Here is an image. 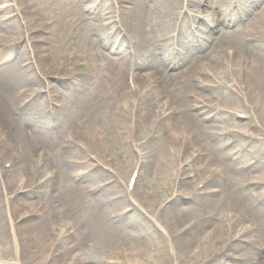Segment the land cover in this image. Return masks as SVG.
<instances>
[{"label":"bare ground","instance_id":"1","mask_svg":"<svg viewBox=\"0 0 264 264\" xmlns=\"http://www.w3.org/2000/svg\"><path fill=\"white\" fill-rule=\"evenodd\" d=\"M32 3L0 1V21L13 18H6L12 8L27 36L19 66L12 74L0 70V81L13 76L8 86H0V264H20L21 259L84 264L86 242L97 243L101 237L103 242L116 239L113 249L122 251L111 252L115 255L100 259L101 264H152L165 240L178 255L193 243L210 248L203 257L190 256L186 264H226L214 257L227 245L241 255L229 264H264V0H80L85 11H98L96 17L82 15L77 24L78 31L96 27L97 32L95 37L80 35L88 47L80 59L64 56L59 45L50 52L40 45L47 41L41 36L29 37L41 27L24 16L31 13ZM235 6L237 14L231 10ZM208 13L217 17L210 25L205 23ZM68 23L63 21L66 28L60 34H67ZM169 23L178 27L176 33ZM189 24L193 28L186 30ZM14 34L4 30L0 44L15 40ZM71 38L57 41L69 43ZM103 49L118 57H108ZM189 50H194L190 57ZM49 57L60 61L41 62ZM38 61L45 76L58 77L70 66L66 76L72 81L50 77L30 88L28 73ZM179 65L185 66L187 77L170 73ZM63 87L71 91L63 92ZM76 88L86 91L76 93ZM41 96L44 100L37 102ZM35 101L34 109L29 108ZM224 127L231 135L213 133ZM250 128L262 136L259 141L244 136ZM227 136L236 143L234 154L222 142ZM135 142L142 156L132 175H147L142 193L149 198L165 189L158 205H164L160 213L170 225H178L189 212L176 204L179 194L167 201L169 190L187 184L175 181L179 160L186 167L195 165L192 172L198 176L204 172L193 188L202 199L195 207L223 209L221 216L197 219L181 230L159 225L155 231L148 222L158 219L154 215L145 221L135 201L122 218L120 212L111 214L108 208L126 202L128 195L118 193L116 203L101 194L92 196L105 187L97 180L98 165L93 174L83 171L93 168L85 160L105 147ZM243 154L249 158L241 163L237 159ZM8 162L18 174L5 176ZM153 169L156 175L147 172ZM94 179L95 188L82 185ZM76 225L81 226L78 243L72 230Z\"/></svg>","mask_w":264,"mask_h":264},{"label":"rangeland","instance_id":"2","mask_svg":"<svg viewBox=\"0 0 264 264\" xmlns=\"http://www.w3.org/2000/svg\"><path fill=\"white\" fill-rule=\"evenodd\" d=\"M28 1L33 2L32 3L33 4L32 11H31V13L24 15V16L33 17V19L37 21V24L41 25L40 28H36L37 33H35L29 37L41 36V37L45 38L47 41L44 43H41L40 45H42L47 50L50 49L53 45H59L60 46L59 52H64V56L69 55V54H73V55L76 54L77 59H80L86 55L88 47L84 46V43L81 40L80 35H82V36L85 35V37H86V35L88 34L91 37H95L97 34L96 27H91V29L89 30L90 32L89 31L85 32L82 29H80L78 31L79 28H78L77 24L79 23L82 15L88 16V17H96V16H98V13H97L98 11H95V13H92V11L91 12L85 11L84 9L79 7V5H78L80 0H28ZM104 1H105V4L110 2V0H97V2H101V3H103ZM205 1H208V0H205ZM12 4H13V2H12ZM231 8H232L231 10H233V12L235 14L239 13L238 6L237 7L236 6L231 7ZM255 10L257 11V7L251 9V11H253V12H255ZM6 12H8V13H6L7 14L6 18H10V17H13V18H11V20L5 21V22L0 21V33H3L4 30H8L11 33L14 32L16 39L12 40L10 38V41L8 43H1L0 44V70L7 69L6 71H3V72L6 74H8V73L12 74L13 67L17 68V66H19V63L17 62V60L19 58V55L22 52H24V49L26 46V41H27L26 40L27 36L24 33V30L20 27V21L17 18L16 11L13 10L12 8H9ZM1 15H3V12H0V17H1ZM205 18L207 19L205 21V23L208 24V22H209V25L211 24L210 22L217 19V17L213 16V14H211V13H208ZM43 20L44 21L48 20L47 25L43 24V23H45ZM119 20L120 19L118 18L116 22H119ZM63 21H65V23L68 21L69 23L67 25H71V28H69V30H65L67 33L66 35L60 34V32L64 31V29L66 28V25H61L63 23ZM86 25H88V24H85L84 26H86ZM60 26H61V29H60ZM6 28H8V29H6ZM169 28L172 29V31H174V32L178 30V27L176 25H174L173 23H169ZM188 28H193L192 24L187 25L186 30H188ZM74 30H76V31H74ZM220 30H222V28ZM199 31H200V34L205 35V33L203 31H201L200 29H199ZM67 35H71V37H72L71 40L69 41V43L62 41L65 39V37H67ZM207 35H209V34H207ZM215 36H216V34H215ZM58 38H62V40L57 41ZM200 42H202V39L201 40L199 39V43ZM68 44H73L71 49L68 48ZM194 44L196 45L197 43L194 42ZM43 51H44L43 54L49 53V52H45V50H43ZM103 51L105 52V54L108 57H111V58L118 57V55L116 53H110L107 49H105V50L103 49ZM50 52H51V49H50ZM188 52H189L188 57H190L191 52H194V50H191V51L189 50ZM147 53L148 52H144V54L146 56H148ZM59 61L60 60L58 57L57 58L49 57L47 59H43L41 62H47V64H52V63H58ZM35 63L37 65L36 68L31 67L30 71L28 73V74H30L31 78L33 79L29 82L30 88H35V87L37 88V86H40L38 84H41L43 81H46V80H50V79L52 80L53 78H59V79H64L66 81H72L71 76H69V75L66 76V74L69 73L70 66L67 68L68 71H64V72L59 74L60 76L54 77V76H50V75H48V76L43 75V73L38 68L39 61H38V63L37 62H35ZM187 63H188V58H187ZM27 64L28 63H24L23 66L26 67ZM184 68H185V66L179 65L175 69L170 70V73H180V75L183 78H185V77H187V73L186 72L184 73V70H183ZM65 70H66V68H65ZM168 71H169V68H168ZM182 71H183V73H182ZM11 76L12 75L7 76L5 79L0 81V86L5 87L8 84V81H13V76L12 77ZM50 77H53V78H50ZM75 90L77 91L76 93H84L86 91V90H82V89L78 90L77 88ZM61 91L70 92L71 90L64 89V87H63L61 89ZM86 93H88V92H86ZM44 98L45 97L41 96V98L39 100H37V102L44 100ZM37 102L35 101V104H32V107H29V108L34 109V105H36ZM69 104L70 103H68V104L66 103V105H69ZM223 124H220V125L222 126ZM224 128L225 129L222 128L221 130H217L214 128L213 133L226 131V132L230 133V135H231L232 130L229 127H224ZM245 130H247L245 135H244L246 138H249V139L251 138L253 140L256 139L255 141H259L260 138L262 137L261 135H259V133L253 132L254 129H252V128L245 129ZM245 130H243V131H245ZM222 142H226L228 144L227 146H229V148H228L229 150H231V149L234 150L231 154H234L237 152V148L234 147V145H236V143L233 142L229 136L222 138ZM134 144L137 145V143L135 142L133 144H125V143L122 144L121 143L118 145H113L111 147H105L102 150H97L95 152L97 155H93V154L91 156L87 155L88 157H86V160L84 159L85 161H87V163L92 164L93 168L87 169V170L85 169L83 171L84 172L92 171V174H93L94 173L93 170L95 169L94 165H98L99 168L97 167L96 171L98 172V175H100V178L97 180L103 181L101 184H103V187H105V190L101 191L100 193L98 191H94L92 196H94L95 194L96 195L101 194L102 197L107 196L108 199H111L112 202L116 203L117 200H119L118 193L123 191V193H126L128 195V199H129V200H127L128 202L126 201V202L118 204V205H112L111 207L108 208V210L110 209L111 214H113L114 211H115V214H118V212H120V215H121L120 218H122V214H125L128 211V206H129L130 202L134 203V201H135V205L138 206L137 212L143 217V219L145 221L148 222V220H147L148 217L151 219V217L154 215L158 219V221H156L155 223L150 221V220L148 222L150 229H154L155 231H156V229H158V227L160 228L161 226L164 228H167L166 230H171V229L177 230L178 227L181 230L183 228H186L190 224H193L195 222L197 223V219L199 221L201 219H202V221H207L206 219H208L209 216L212 214L215 215L216 218L221 216V214L223 213L222 212L223 209H217L216 211L212 212L208 209H205V210L199 209L198 210V208L195 207V204H196L195 202L196 201L198 202L199 200H202V199H201V196L195 195L196 192L193 190V188L201 183V180H199V178L202 175H204V172L200 173L198 176V174L196 175V172H192V169L195 165H191L190 167H186L183 165V162H181V160H179V162L176 161L174 164L175 165L174 169H176V179L172 176V174L175 173V170L172 172L170 170L169 173H171V176L175 179V181H177V182L184 181L187 184L181 186L179 189L177 188L178 186H175V190H169L168 194H171V195L167 198V201L176 197V195L179 194L178 197H181L183 199L179 198V200H177L176 204L178 206H182L185 208L187 207L189 209V212L186 213V216L183 218V221H181L178 225H177V223L175 224V226L170 225L169 221L166 220V217L164 216L163 212L160 213V211H162V208L164 207V205H162V204L158 205L159 199L163 198V196L165 195V189L160 194L156 193L155 198H149L146 196V194L142 193V187H144L145 182L147 181V175L142 174L141 179H139V177H137V176H132L133 168H134L135 164L137 163V161L138 160L140 161L141 156H142V155H140L141 153L138 152L141 149L136 148V146H134ZM0 151H1V149H0ZM248 158L249 157L247 156V154H243V155H239L237 160H239L242 163L243 161H245V159H248ZM228 160H229V163H231V164H235V162H236L232 158H229ZM199 161L200 160H198V162ZM9 164H10V162H8L5 166V170H6L5 176L8 177V176L13 175V174H18V173H15L16 168H11L12 166H9ZM210 164L211 163H207V165H210ZM203 165L207 166L206 163H204ZM202 168L203 167H201V169ZM46 169H48V167ZM204 170H206V169L204 168ZM45 171L46 170H43V172H45ZM147 172L153 173L150 175H156L155 173H157V171L155 169H153L152 171L148 170ZM151 177H154V176H151ZM97 180L94 179L92 183L90 181L89 182L88 181L83 182L82 185L90 184L91 187L95 188L96 186L93 183H97L96 182ZM190 186L192 188L191 191H189ZM181 192L184 194H182ZM200 192H203V191H200ZM189 193H190V195H189ZM27 200L32 201L35 199L33 197H29ZM150 206L152 207L153 212L151 211ZM262 206L264 207V203L262 204ZM131 215H132V212L129 213L127 215V217H125V219H123L121 221V223H119V224H125L126 219L128 221V219H130L129 216H131ZM17 222H19V220ZM159 225H161V226H159ZM79 227H81V226H79ZM79 227H78V225H76L74 227L75 229H72L74 232L73 238H75V242L77 241V243L79 241L78 240V232H80ZM108 240L103 242L102 237H101V239L99 238L97 243L94 242L93 244H91L89 242H86L87 247L84 249L85 250L84 252L82 251L83 253L81 254V258L87 259V260H85L83 263L84 264H101L100 259L102 260L106 256L115 255V254H111V252H118V251H119L118 253L122 252L121 249L116 250V251H114V249H113V248H116V246H115V244L112 243V241H115L116 239H113V240L110 239V242ZM9 241H10V239H7L6 244ZM244 242H246V241H244ZM99 243H100V245L98 246ZM59 246H60V244H58L55 247V249L58 250ZM191 247H192V249H187L186 253H181V255H178L177 248L171 244H168L167 240H165L164 243H161V250L159 252H156V251L154 252V253H157L159 255L155 259L156 261H153L152 264H170L169 259H171V262L173 260L174 264H176V263L177 264H186L187 261L190 259V256L195 255L197 257L198 256L203 257L205 254H207L209 251H211V250H209L210 248H207L205 244L202 245V243H200V244L193 243ZM225 248H226V250L224 249L221 253L219 252L214 257L215 260H219V262L222 261L226 264H229V263H232L233 260H236V258L237 259L241 258L240 251H237V248H235L234 246L227 245V246H225ZM211 249H215V248H211ZM114 257H116V256H114ZM20 264H33V263H30L28 261L26 262V260L21 259ZM50 264H58V263H55V260H54V261H51Z\"/></svg>","mask_w":264,"mask_h":264}]
</instances>
